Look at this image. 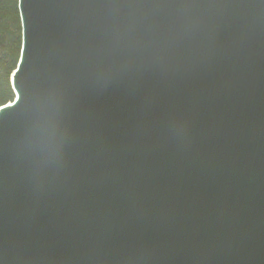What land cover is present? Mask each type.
<instances>
[{
    "label": "water",
    "instance_id": "water-1",
    "mask_svg": "<svg viewBox=\"0 0 264 264\" xmlns=\"http://www.w3.org/2000/svg\"><path fill=\"white\" fill-rule=\"evenodd\" d=\"M18 11L2 264H264V0Z\"/></svg>",
    "mask_w": 264,
    "mask_h": 264
},
{
    "label": "trees",
    "instance_id": "trees-1",
    "mask_svg": "<svg viewBox=\"0 0 264 264\" xmlns=\"http://www.w3.org/2000/svg\"><path fill=\"white\" fill-rule=\"evenodd\" d=\"M21 43L18 0H0V107L14 99L10 77L19 61Z\"/></svg>",
    "mask_w": 264,
    "mask_h": 264
},
{
    "label": "snow or ice",
    "instance_id": "snow-or-ice-1",
    "mask_svg": "<svg viewBox=\"0 0 264 264\" xmlns=\"http://www.w3.org/2000/svg\"><path fill=\"white\" fill-rule=\"evenodd\" d=\"M0 264H2V261H0Z\"/></svg>",
    "mask_w": 264,
    "mask_h": 264
}]
</instances>
